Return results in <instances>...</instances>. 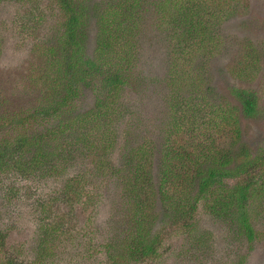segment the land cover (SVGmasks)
<instances>
[{
    "label": "rangeland",
    "instance_id": "rangeland-1",
    "mask_svg": "<svg viewBox=\"0 0 264 264\" xmlns=\"http://www.w3.org/2000/svg\"><path fill=\"white\" fill-rule=\"evenodd\" d=\"M53 1L0 0L2 126L6 117L34 111L45 101L47 85L56 83V66H50L47 46L55 51L57 41L61 42L62 14ZM83 1L87 10L79 40L83 59L91 60L100 54L91 7L101 0ZM186 5L196 14L195 21L203 23L204 38L173 25L172 18ZM136 16L138 23L143 22L134 36L137 53L129 70L134 84L116 101L96 82L90 87L82 82L77 86L74 119L67 122L68 132L62 136L67 158L59 160L63 176L80 178L81 188L70 202L73 210L54 197L50 211L63 223L45 237L36 229L40 224L33 203L23 200V193L4 196L0 191V231L5 233L0 264L12 256L22 264L42 257L44 264H102L101 251L135 229L147 240L163 238L161 255L152 264H233L239 259L241 264H264V200L253 204L252 243L229 234L227 225L205 211L198 216L193 232L186 235L171 223L162 201L164 177L159 172L170 144H175L171 149L190 145L208 149L214 141L229 150L236 139L231 148L235 152L247 147L258 156L264 150V0H143ZM233 89L256 95L258 109L252 116L241 113ZM226 110L239 130L237 138L225 128L211 127V120ZM82 131L90 133L94 145L66 144ZM60 140L58 136L53 143L61 146ZM137 143L147 145L152 164L153 188L143 196H138L137 189L123 190L125 185H121L126 158H135L131 148ZM46 177L43 174L33 180L36 196L60 189L63 177L59 172ZM108 251L115 253L113 248Z\"/></svg>",
    "mask_w": 264,
    "mask_h": 264
},
{
    "label": "trees",
    "instance_id": "trees-1",
    "mask_svg": "<svg viewBox=\"0 0 264 264\" xmlns=\"http://www.w3.org/2000/svg\"><path fill=\"white\" fill-rule=\"evenodd\" d=\"M77 1V2H76ZM56 8L62 14L60 41L57 50L47 46L50 54V66L55 65V81L47 85L44 94L45 101L28 115H14L3 119L5 126L0 124V191L4 196H16L21 193L23 200L33 203L35 220L40 225L43 236H50L54 228L62 226L63 219L52 214L50 201L53 198L66 203L68 210H73V194L81 188L79 177L63 176L60 158L66 160L67 154L62 145V136L67 134L70 119H74L73 104L79 95L77 86L80 82L90 87L93 82L99 84L112 101L123 93L124 89L134 84L129 75L130 66L134 63L135 33L139 30L138 11L143 6V0H101L91 7L96 18L99 58L83 59L80 33L85 26L83 12L87 10L83 0H54ZM181 7V6H180ZM179 14L172 18L175 27H181L189 35L204 38L206 29L189 5L179 8ZM135 13V14H134ZM161 12L157 13L160 14ZM138 23V26L136 24ZM136 26L133 28V25ZM183 44V42H180ZM184 45V44H183ZM133 72V71H132ZM135 73V72H133ZM139 75H136V77ZM53 80V79H51ZM87 80V81H86ZM232 96L239 103L241 113L252 116L258 109L256 95L249 90L233 89ZM192 103H188L191 106ZM116 105V104H112ZM215 105H209L213 107ZM214 111V110H213ZM213 113V112H212ZM210 113V117L212 115ZM216 119L211 120V127L225 128L231 137H238L236 123H232L229 111L221 112ZM82 119V115H79ZM78 117V116H77ZM76 118V117H75ZM52 122V124H48ZM82 123L86 119H82ZM42 124L40 128L35 125ZM57 133V134H56ZM56 134V136H55ZM61 136V143L55 145L53 140ZM90 133L82 131L72 137L66 144H76L82 147L92 146ZM231 143V148L234 146ZM161 160L159 172L164 177V198L171 223L181 227L186 235H190L198 216L202 211L218 218L230 229L229 234L240 235L249 243L255 239V232L250 219L253 204L264 200V150L258 156H253L247 147L238 151L219 147L214 141L208 149L204 145L173 148ZM219 149H218V147ZM147 145L137 143L131 148L135 158H126V176L121 185L123 190L137 189L138 196L146 195L152 189V164ZM166 154V156H165ZM171 159V160H170ZM163 160H166L162 162ZM159 164V162H158ZM63 177L62 184L45 195L36 196L32 185L35 178L42 175ZM116 171H114V174ZM46 177V178H47ZM45 178V179H46ZM58 179V178H57ZM22 182V183H21ZM89 188V183H88ZM38 192V191H37ZM59 195V196H57ZM202 208V210H201ZM170 210V213H169ZM51 219V220H50ZM44 227V229H43ZM5 233L0 231L2 244ZM162 240H147L141 230H133L121 240L117 238L101 251L102 264H124L126 261L134 264H152L157 260L163 249ZM113 248L115 253L108 250ZM47 257V256H46ZM44 257L31 264H44ZM17 256L8 257L4 264H22ZM239 259L236 263L241 264ZM100 264V262H98Z\"/></svg>",
    "mask_w": 264,
    "mask_h": 264
}]
</instances>
